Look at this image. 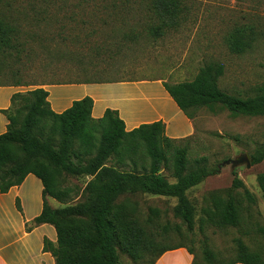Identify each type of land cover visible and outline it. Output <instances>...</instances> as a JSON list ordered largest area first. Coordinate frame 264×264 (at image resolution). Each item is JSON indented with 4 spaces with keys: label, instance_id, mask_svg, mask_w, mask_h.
I'll return each mask as SVG.
<instances>
[{
    "label": "trees",
    "instance_id": "trees-1",
    "mask_svg": "<svg viewBox=\"0 0 264 264\" xmlns=\"http://www.w3.org/2000/svg\"><path fill=\"white\" fill-rule=\"evenodd\" d=\"M189 10L187 0H0V51L5 54L18 46L13 41L17 28L11 21V13L25 17L31 13L35 25L41 22L50 25L60 19L57 16L62 12V19L69 23L85 24L95 19L101 26L116 21L124 26L129 17L139 13L145 35L157 39L181 25ZM132 31L123 32V37L136 36ZM112 33L116 32L105 33L103 40ZM260 38H264V30L256 23L244 22L231 28L226 43L232 53L240 54L251 49ZM223 71L222 63L209 61L199 67L192 79L163 85L191 120L192 111L199 107L211 112L226 109L233 116L264 115V81L251 95L229 93L218 85ZM102 81L109 80L84 78L69 82ZM28 84L16 81L12 85ZM42 84L13 94L11 105L2 110L8 123L6 131L0 134V192L19 185L29 173L41 180L43 206L33 223L54 226L56 243L43 240V249L53 255L54 264H121L119 250L134 260L149 255L152 259L148 264H154L164 252L181 247L192 255L191 264H199L192 247L181 242L163 244L171 228L168 222L155 223L156 209L152 210L153 217L140 219L135 208L117 200L128 194L177 198L175 215L184 230L176 225L172 231L190 237L195 233V213L185 193L217 169H209L204 156L189 160L187 147L176 143L183 139L167 137L161 121L143 123L126 131L116 110L106 108L101 118L93 119L89 96L72 101L70 107L56 113L46 100ZM17 99L23 104L13 108ZM140 150L145 159L138 164L135 152ZM112 156L122 164L130 163L132 169H107L104 163ZM251 160L252 163L264 160V144L253 152ZM162 168L170 169L175 181L170 182L161 173ZM61 173L91 176L84 186L85 202L59 208L48 204L46 197L64 201L69 194L67 188L59 187ZM258 183L264 199V172L258 176ZM241 185L234 177L232 186ZM245 194L250 196L247 190ZM207 225L242 227L239 206L232 196L203 210L198 228L202 231ZM260 230L264 232V228ZM234 242V255L224 264H264V256L250 250L241 238H235ZM200 252L205 262H212L215 255L205 240Z\"/></svg>",
    "mask_w": 264,
    "mask_h": 264
},
{
    "label": "rangeland",
    "instance_id": "rangeland-1",
    "mask_svg": "<svg viewBox=\"0 0 264 264\" xmlns=\"http://www.w3.org/2000/svg\"><path fill=\"white\" fill-rule=\"evenodd\" d=\"M187 3L190 6L187 19L157 39L145 35L139 13L129 17L124 26L118 21L101 26L95 19L85 24L69 23L66 18L62 19V12L57 16L60 19L50 25L42 22L35 25L31 21V13L26 17L11 13V21L17 28L13 41L18 46L5 54L0 51V85L21 81L29 83L24 85L29 90L41 83L84 78H159L175 83L192 79L204 63L218 61L224 66L218 80L222 90L253 94L255 87L264 81V38H260L248 51L236 54L229 50L226 37L234 25L244 22L256 23L264 30V0H187ZM111 30L116 33L103 40L105 33L109 34ZM129 30L137 35L123 37L122 33ZM62 37H65L64 41ZM22 104L17 99L13 108ZM21 111L25 112L22 108ZM192 112L194 134L176 143L187 147L189 160L204 156L205 165L209 169H217L216 173L185 193L194 207L195 233L184 237L172 231L176 225L184 230L175 215V197L128 194L117 201H124L135 208L140 219L152 216V210L156 209L155 223L161 225L168 222L172 231L168 239L162 241L163 244L181 242L192 247L199 264H224L234 255V239L237 237L250 250L264 256V232L260 230L264 228V199L258 183V176L264 172V160L258 163L251 160L253 152L264 144V115L233 116L226 109L211 112L205 107ZM244 154L249 156V166L245 163L234 168L230 164L222 165L226 160ZM136 157L137 163H142L145 159L143 150L136 151ZM104 167L132 169L130 163L117 162L113 156L105 161ZM161 173L170 182L175 181L170 169L162 168ZM234 177L240 180V187L232 186ZM90 178L89 175L61 173L59 187L67 188L69 194L64 201L52 198L50 206L59 208L85 202L87 192L84 186ZM245 190L250 196L245 194ZM228 196H232L239 206L242 227L207 225L199 230L203 210L213 208ZM203 240L215 255L212 262L202 259L200 245ZM173 251L176 249L164 252L162 260L174 256ZM119 257L121 264H148L152 259L146 255L134 260L120 250ZM169 262L186 264V256Z\"/></svg>",
    "mask_w": 264,
    "mask_h": 264
},
{
    "label": "crops",
    "instance_id": "crops-1",
    "mask_svg": "<svg viewBox=\"0 0 264 264\" xmlns=\"http://www.w3.org/2000/svg\"><path fill=\"white\" fill-rule=\"evenodd\" d=\"M163 82L165 80L159 78H130L102 82H47L40 86L47 92L46 100L56 113L70 107L72 101L89 96L93 119L101 118L105 109L110 108L117 111L126 131L143 123L161 121L167 137L189 138L195 132L194 122L177 106ZM26 89L25 86L0 85V134L6 131L8 123L2 110L11 105L13 94ZM42 190L41 180L29 173L19 185L0 192V264H54L53 255L43 249L45 238L56 243L54 226L33 223L42 210ZM46 200L50 205L52 198L46 197ZM173 253L174 256L166 260L161 256L155 264H169L181 256H186V264H191L192 255L185 249H176Z\"/></svg>",
    "mask_w": 264,
    "mask_h": 264
},
{
    "label": "water",
    "instance_id": "water-1",
    "mask_svg": "<svg viewBox=\"0 0 264 264\" xmlns=\"http://www.w3.org/2000/svg\"><path fill=\"white\" fill-rule=\"evenodd\" d=\"M243 163H245L246 166L250 165L248 154L239 155L235 157L234 159L226 160L224 163H222V165L230 164L231 168H234Z\"/></svg>",
    "mask_w": 264,
    "mask_h": 264
}]
</instances>
